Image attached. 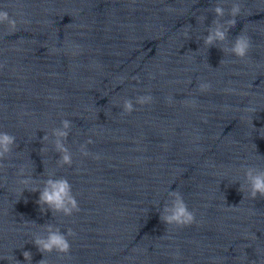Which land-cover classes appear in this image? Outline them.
Wrapping results in <instances>:
<instances>
[{
  "label": "water",
  "instance_id": "95a60500",
  "mask_svg": "<svg viewBox=\"0 0 264 264\" xmlns=\"http://www.w3.org/2000/svg\"><path fill=\"white\" fill-rule=\"evenodd\" d=\"M233 2L0 0L15 21L0 23V132L15 137L0 159V264H27L24 251L31 264H264V197H249L242 167L264 170V0H235L227 41L202 40L212 8L226 20ZM239 33L247 54L222 52ZM65 119L71 166L52 137ZM50 174L78 212L41 213L25 188ZM171 190L192 224L160 221ZM45 223L75 233L67 254L37 251Z\"/></svg>",
  "mask_w": 264,
  "mask_h": 264
},
{
  "label": "clouds",
  "instance_id": "9594fccd",
  "mask_svg": "<svg viewBox=\"0 0 264 264\" xmlns=\"http://www.w3.org/2000/svg\"><path fill=\"white\" fill-rule=\"evenodd\" d=\"M241 10V4L239 2L232 3L231 8L228 11V15L231 17L224 20L225 9L220 4H217L212 8L214 18L210 25L206 29V35L203 36V44L209 47H217L218 44H222L228 39L229 29L236 26V17ZM0 23H7L10 27H15V21L11 19L7 11H0ZM250 48V41L246 35H236L231 43V47L221 48L222 52H229L232 55L243 58ZM198 87L201 91L207 90L209 84H199ZM151 96L137 97L136 102L138 104H144L150 102ZM134 110L133 102L131 99H125L123 101L124 113H131ZM72 127L70 120H62L61 126L52 130L53 144L55 150L60 154L59 163L61 165L71 166L72 158L69 149L66 147L65 142L69 135V130ZM43 138H47L44 136ZM15 143V137L6 132H0V159H3L7 154L12 151V146ZM91 143V140L86 141ZM81 152L84 155H88L85 150V145H81ZM244 168V182L247 185V191L250 198L255 199L257 195L264 197V170L256 168L254 166L242 165ZM19 175L24 176L20 180L23 185H31L34 183L32 175H24L23 168H21ZM42 186L26 187L30 192H39V197L36 203L40 206V211L43 213L45 210H50L52 214L62 213L65 216L72 215L73 212H78L79 207L77 201L72 193V188L68 180L64 177H55L54 174H50L46 179L41 181ZM243 185L240 184L239 191ZM24 189V190H25ZM22 190V192L24 191ZM168 199L165 201L159 212V219L164 224H174L178 227L187 226L195 221V214L189 210L183 196L178 190H171L167 193ZM35 223V222H32ZM43 234H34L32 243L36 247L37 251L41 254L51 253L53 251L58 254H67L70 251V244L68 241L69 236H74L75 233L72 229H68L67 232H61L60 228L51 223H45L40 225ZM24 261L27 264H31L32 254L29 251L22 253ZM17 264L20 261L17 260ZM37 264H46L45 258L39 260Z\"/></svg>",
  "mask_w": 264,
  "mask_h": 264
}]
</instances>
